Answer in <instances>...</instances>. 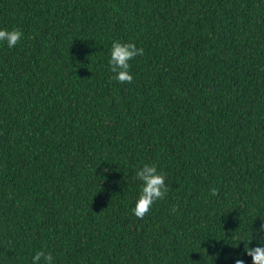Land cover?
<instances>
[{
  "label": "trees",
  "instance_id": "trees-1",
  "mask_svg": "<svg viewBox=\"0 0 264 264\" xmlns=\"http://www.w3.org/2000/svg\"><path fill=\"white\" fill-rule=\"evenodd\" d=\"M13 28L21 41L0 42V264L41 250L53 264H253L264 0H0V30ZM114 41L144 49L131 84L112 79ZM144 164L168 193L138 219Z\"/></svg>",
  "mask_w": 264,
  "mask_h": 264
},
{
  "label": "clouds",
  "instance_id": "clouds-1",
  "mask_svg": "<svg viewBox=\"0 0 264 264\" xmlns=\"http://www.w3.org/2000/svg\"><path fill=\"white\" fill-rule=\"evenodd\" d=\"M22 37L23 33L17 28L0 30V42L6 43L8 48H14ZM143 54L144 49H138L134 43L114 41L111 45L108 61L110 71L114 74L112 79L121 84H131L133 76L130 73V61ZM135 178L141 182V186L132 213L138 219H143L151 211L155 202L166 197L168 188L165 184V175L158 172L154 164H144L138 168ZM218 194L219 189L212 188L210 190L211 196L215 197ZM178 211L179 205H173L171 212L175 214ZM253 239L258 241L259 246L249 247ZM253 239L247 244L244 243V252L251 257L253 264H264V223H261L258 229H254ZM32 264H53V255L51 252L37 251L33 256ZM236 264H244V261L237 259Z\"/></svg>",
  "mask_w": 264,
  "mask_h": 264
}]
</instances>
